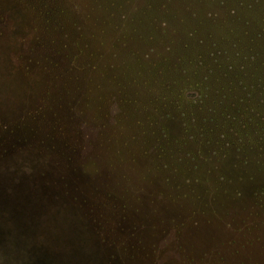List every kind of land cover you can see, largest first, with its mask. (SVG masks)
<instances>
[{
    "label": "trees",
    "instance_id": "1",
    "mask_svg": "<svg viewBox=\"0 0 264 264\" xmlns=\"http://www.w3.org/2000/svg\"><path fill=\"white\" fill-rule=\"evenodd\" d=\"M172 1L159 0V9L168 15L163 21L165 26L172 24L168 38L162 42L155 38L147 44L142 43L136 32L129 38V17L122 16L123 12L119 16L123 22L117 30L122 28L125 36L114 39L112 35L108 42L101 36L97 55L90 54L93 63L89 68L103 78L95 84L97 93H102L98 100L105 107L102 104L100 108L104 112L90 119L85 116L90 104L85 105L77 92L68 86L69 70L61 60L66 58L67 41L57 45V41L52 40V33L55 25L62 28L64 20L75 21L60 2L79 10L82 19L93 24L94 11L101 8L95 6L93 0H0V178L5 174L9 180L4 186L0 179L2 191L6 196H13L14 187L24 181L31 189L43 191L41 199L52 201L48 206L49 214L37 216L32 213L31 220L36 216L37 221L45 225L48 219L64 221L68 218L71 221L69 231L85 243L95 242L99 249L97 257L104 256L106 264H158L174 241L168 231L176 230L174 239L177 241V235L182 236L183 229L194 224L191 219L199 214L196 205L203 203L194 202L190 216L171 219L167 213L178 209L180 213H187L184 199L196 197L198 184L205 193L212 194L216 185L212 186L210 178L214 175L216 183L221 184L216 189H222L235 180L254 183V174L259 169L264 170V0H175L176 4H183L181 10L188 15L181 21L187 25V37L202 31L203 34L196 35L199 36L198 44H205L206 37L212 42L211 50L201 47L193 55L185 53L183 46L177 51L169 42L173 35L171 28L180 37L183 35L180 27L178 29L171 21L176 13V10L174 13L168 10ZM147 2L145 11L155 16L158 11L153 10L152 0ZM116 3L124 9L123 0H113L115 8ZM221 4L226 8L248 5L249 10L247 14V8L243 6L236 13L228 10L230 20L219 26L213 20L210 25L200 26L195 22L192 26L190 13L198 16L202 10L205 17L211 18V7ZM194 5L198 12L191 9ZM245 17L251 20H243ZM254 20L256 26L250 30ZM148 23L152 25L153 22L149 19ZM73 27L82 39L83 27L77 21ZM230 37L233 40L228 44ZM129 39L134 44L130 48ZM155 44L159 45L156 58L146 53L153 50ZM162 46L168 47L173 56L167 55L165 48L161 50ZM56 47L59 50H55ZM254 47L256 51H252ZM185 48L189 49L186 43ZM80 49L81 55L89 51L90 46L81 45ZM126 49H130L131 56L140 62L152 58L150 67L161 71L162 76L167 67L160 68L161 63L169 65L171 62L172 68L178 70L174 76L167 77L162 92H153L148 104L136 98L139 86L146 84V80L138 83L134 79L135 96L131 98L128 97L129 79H122L126 73H119L110 82L104 80L108 72L125 68L126 64H122L119 57ZM253 58H257L255 74L248 72L243 76L246 61ZM190 61H194V73L187 70ZM100 67L105 69L104 74ZM247 77L250 87L258 86L260 97L256 104L253 103L259 106L258 109L248 104L252 90L245 87ZM107 86H112L116 95L103 92ZM88 98L83 99L87 101ZM115 103L124 109L115 116L116 123L129 117L126 110L129 104V109L136 112L132 119L133 131L139 135L152 133L156 137L157 144L161 145L158 158L166 162L165 168L170 175L177 172L184 177L182 188L173 185V178L168 177L163 190L146 195L140 193L142 187H133L130 195L128 169L123 175L117 169L129 163V152L127 159L122 158L114 137L96 133V128L108 118ZM141 111L148 115L141 114L143 118L139 114ZM249 115L253 118L249 119ZM248 126L251 128L246 129ZM114 149L116 153L112 155ZM252 160H258V168L248 167L245 171L244 166ZM229 166L235 171H230ZM253 186V198L262 201L263 185ZM229 192L225 191L226 194ZM238 194L241 196L240 192ZM0 213L3 228L11 229L13 221L4 211ZM35 242L40 247L62 252L57 246H50L42 234L36 236ZM5 247L13 248L9 232L0 241L1 255L4 252L10 261L8 264H17ZM86 264H94V261L89 260Z\"/></svg>",
    "mask_w": 264,
    "mask_h": 264
},
{
    "label": "rangeland",
    "instance_id": "2",
    "mask_svg": "<svg viewBox=\"0 0 264 264\" xmlns=\"http://www.w3.org/2000/svg\"><path fill=\"white\" fill-rule=\"evenodd\" d=\"M261 1L263 0H259V2ZM112 2L113 0H93L95 6L97 5L101 8L98 11H94V24L93 22L90 23L83 20L82 14L79 10H74L70 4V6H66L65 2H60L61 7H63L66 11H70L69 13L72 14L75 21L68 19V21L64 20L62 28H60L61 26L59 25H55L58 23H54L55 29H53L52 33V40L55 39L57 41V45H61L62 41L63 43L67 41V51L64 52L66 58L63 57L61 60L65 63L64 67H67L66 69L69 70L67 72L68 86L70 89L77 92L78 98H82V102L85 105L86 103L90 104V109L87 108L85 112V116L87 118L90 117V119L93 118V116H99L101 112H104L103 109L101 110L100 108L103 103L98 100L102 93H97L96 89V84H98L100 80H103V78L95 74L97 73L96 71L89 68V64L93 63L90 60V54L92 52L97 55L101 44V36H103L102 39H105L106 42L111 40L112 35L114 39H119L121 37L120 35L125 36L126 33L122 28L120 31L117 30L123 22L120 21L121 18L119 17L121 16V13L123 12L122 16L129 17L127 20L129 23V25H127L129 26V38H132L133 33L136 32L139 34L138 39L145 44L155 38L159 39L161 42L164 38L167 39L168 37L166 36H168L169 27L172 25L169 24V26H165V22L163 21L168 15L164 10L162 11L159 9V0H152V5L154 6L153 10L158 11L155 16H153L152 12L145 11V8H147L146 5H148L147 0H123L122 6L124 9H122L120 5L117 6V3V8H115L112 5ZM222 5L223 4L220 6L213 5L211 7L210 15L212 19L205 17L202 10H199L198 12L197 7L194 5L191 9L196 10L198 12V16H192L190 13L189 16L192 17H190V20L194 23L192 26L195 25V22L200 24V26L210 25L212 20L219 26V23L224 24L230 20V17H227L229 14L228 10L230 13H236L243 6L242 4L241 6L234 5L226 8L221 7ZM181 6L183 7V4H176L175 0H173L168 7V10H172L171 13H174L173 10H176V13L172 16L173 18H171V21L177 24L178 29L180 27L183 33L180 37L177 32L174 33L173 28L170 29L173 33L172 36L170 35V40L168 39L172 44L171 47H176L177 51H181L180 46H183L186 50L185 53L189 55L196 54L201 47H206V49L211 50L212 42L209 41V37L205 38V44H203V42L202 44H198L199 36L196 35L203 34L202 31H199L196 35L194 34L187 37V25L181 23V21L182 19H187L188 15L187 12L181 10ZM243 7L247 8L245 9L247 14L249 6L244 5ZM85 9L87 8L85 7ZM169 16H171V14H169ZM148 18L153 22L152 25L148 23ZM243 20L247 21L251 19L250 17H245ZM76 21L83 27L84 37L82 39L79 37L80 32L75 30L73 27ZM255 22L256 21L254 20V22L251 23L252 26H250V30L255 28ZM158 24L160 26H158ZM238 29L240 30V25L238 26ZM154 31L156 32L154 33ZM65 34H67V37ZM231 40H233L232 37L228 39V44H230ZM185 43L189 45V49L185 48ZM86 44L90 46V49H88L89 51H85L80 55L78 48L80 49L81 45L86 46ZM133 46V40L129 39V48ZM158 47L159 45L156 46L155 44L153 50L149 49L150 51H147L146 53H148L151 57L156 58V53L159 51L157 50ZM164 48L167 51V55L173 56L169 53L168 47ZM164 48L162 46L161 50H164ZM231 49L233 48L231 47ZM256 49L257 48L254 47L252 51H256ZM55 50H59V47H56ZM130 52V49H126L119 57L120 62H122V64L123 62L126 64L125 68L122 66L121 68L118 67L115 69V73L108 72L106 74L107 78H104V80H106V82H110V80H113L112 78L114 76H118L119 73H126L125 76H122V79L126 81L129 79V96L127 95L129 98L133 95L135 96V94H133L132 85L134 79L138 83L146 80V84L144 83V85L141 84L139 86L140 89L138 90H140V92L136 98L139 101L141 100L142 103L148 104L150 103L153 94L160 93L165 89L167 77L174 76L178 70L172 68L171 64L173 63L171 62H169V65L161 63L159 65L160 68L163 66L167 67L166 70L162 71L164 72L162 76L161 71L150 67L151 62H153L152 58L147 61L140 62L138 59L131 56ZM256 62L257 58H253V60L248 62L246 61L243 76H247L249 73L250 75L255 74L256 69L254 65ZM189 63L190 64H187V70L194 73V61H190ZM183 68L186 69L185 66ZM100 71L103 73L105 72V69L100 67ZM245 79V87H249L252 90L251 98L248 101V104H256L260 97L257 90L258 86L251 85L250 87L248 85L249 77ZM92 91H95L96 93H92ZM103 92L116 95V91L112 88V86L109 88L108 86L105 87ZM87 97L90 99L88 98L89 100L85 101L83 98ZM118 104L119 103H115V105L112 106L113 110L109 113L108 118L101 122L96 128V133H100L103 137H114V141H118L119 143L116 146H120L121 148L122 158L127 159L126 153L129 152V163L121 165V167L117 169L118 173H121L122 175L126 173L125 170L128 169L127 172H129V178H131V184L129 185V188L131 189L130 195L133 187H135L134 189L142 187L143 192L140 191V193H145L146 195H150L155 191L163 190L164 187H166L165 185L167 182L165 180L168 177L173 178V185H177V187L182 188L184 177L177 172L171 173L170 175L169 171H166L167 168H165L166 162H163L161 158H158V153L160 152H158V148H161V145L157 144L156 137L152 133L139 135V133L136 134V132L133 131L134 121L132 119L136 112H134L132 108L129 109V104H127L128 108L126 109L129 111V117L124 121H118L116 123L117 120L115 116L124 112L123 107ZM254 104L253 106L258 109L259 106ZM139 114L140 116H147L148 112L141 111ZM247 117H249V119L253 118L251 115ZM248 128H251V126H248L246 129ZM139 130H141V128ZM132 138H134V140ZM108 144L109 143H107V145ZM254 146L257 147V144L255 143ZM115 153L116 149H114L112 155H115ZM134 158L136 159L135 162ZM170 161L171 159L169 162ZM258 166V160H252L251 163L244 166V169L245 171H248L246 168L251 167L256 170ZM229 169L230 171H235L231 166H229ZM144 177H147V179H141ZM210 180L213 187L216 185L212 188V194L205 193L198 184L196 187V197L190 198L188 196L184 199L187 213H180V209L173 210L172 213H167L169 214L168 217H171V219L180 215L184 216L188 214L190 216L192 214V206H194L193 203H203L201 206L196 205V208L199 211L197 213L199 214H196L195 217L191 219L194 224L185 227L183 229L182 236L177 235V241L174 239L176 230L168 231V233L171 232V236L173 237L175 243L173 241L171 247L166 249V252L163 253L164 256L160 258L158 264H264V197L262 201H259L252 196V188L254 187L253 184L255 187L256 185H263L264 187V170L259 169L257 174H254L252 179L254 183L248 180L245 181V183H240L235 180L234 183H230L228 186L229 188L222 186V189H216L221 186L220 183H216V175L210 178ZM226 190L230 191L229 194L225 193ZM238 192L241 193V196H237L239 195ZM189 194L190 192H188V195ZM146 195L145 197L148 199ZM200 196L203 201H200L202 199H196ZM188 199L191 200L188 201ZM1 261L2 257L0 250V263Z\"/></svg>",
    "mask_w": 264,
    "mask_h": 264
},
{
    "label": "water",
    "instance_id": "3",
    "mask_svg": "<svg viewBox=\"0 0 264 264\" xmlns=\"http://www.w3.org/2000/svg\"><path fill=\"white\" fill-rule=\"evenodd\" d=\"M0 179L4 186H7L9 180L5 174L1 175ZM0 191V211L8 214L13 221L11 229L3 228V216L0 213V241L5 239L9 232L13 248L5 247V251L17 260V264H86L89 260L94 261V264H106L104 256L97 257L99 249L95 242L85 243L69 231L71 221L68 218L64 221L48 219L45 225H41L36 216L31 220L32 213L37 216L49 214L48 206L52 205V201L41 199L43 191L31 189L25 181L14 187L13 196L4 195L2 185ZM38 234H42L50 246H57L62 252L40 247L35 242ZM1 257L0 264L10 262L5 258L4 252Z\"/></svg>",
    "mask_w": 264,
    "mask_h": 264
}]
</instances>
